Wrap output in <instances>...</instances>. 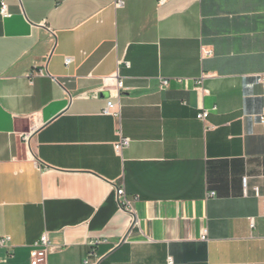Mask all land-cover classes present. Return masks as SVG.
<instances>
[{"label":"crops","instance_id":"1","mask_svg":"<svg viewBox=\"0 0 264 264\" xmlns=\"http://www.w3.org/2000/svg\"><path fill=\"white\" fill-rule=\"evenodd\" d=\"M3 1L0 264H264V0Z\"/></svg>","mask_w":264,"mask_h":264},{"label":"built area","instance_id":"2","mask_svg":"<svg viewBox=\"0 0 264 264\" xmlns=\"http://www.w3.org/2000/svg\"><path fill=\"white\" fill-rule=\"evenodd\" d=\"M163 1V0H162ZM124 4L123 0H117L116 1V5L118 7L122 6ZM9 7L8 5L5 3V1L2 0L1 3V15L3 17H10L11 13H9ZM212 50L211 49H207L204 48L203 49V54L206 56H211L212 55ZM70 58H67L66 62L67 63H71ZM208 75V74H207ZM206 74H204L202 76V78L207 76ZM264 79V77H263ZM199 82H201V80H199ZM110 84H115L116 85V90L117 93L120 94L121 90L124 87V82L122 80H120L118 78V76H112L110 78H108L106 80L105 86L108 87ZM169 85V80L168 79H163L161 82L160 87L162 88H167ZM108 107L104 110L105 113L107 114H111V108L114 106V103L111 101H108ZM115 115H118V113H114ZM210 115V111L208 110H202V112H200L198 114V119L202 120L203 122H206L208 117ZM261 122H264V111L261 115ZM32 131L30 130V132L28 134L25 135V140L28 141L30 136H31ZM130 138H126L122 135V133H120V139L118 140V142H116L115 144V150L119 153L121 152L124 148H126L129 144H130ZM243 185L246 188L247 187V177L243 178ZM256 189V193H259V188H254ZM118 194V201H119V207L123 210L126 211H133V202L128 198L126 191L123 187H118V190L116 192ZM211 196L215 195V192H211L210 193ZM41 237L34 242L33 246H32V251H31V256H30V264H51L49 263L48 260V255L49 253L52 251L53 245L52 242L50 240V237L48 236V233H44L42 235H40ZM203 239H206V235H203ZM10 241L9 236H5V237H0V247H5L7 245V243ZM170 264H172V260H170L169 262Z\"/></svg>","mask_w":264,"mask_h":264}]
</instances>
